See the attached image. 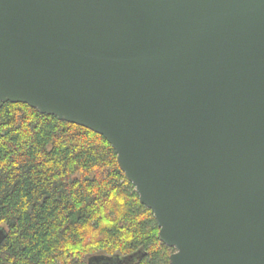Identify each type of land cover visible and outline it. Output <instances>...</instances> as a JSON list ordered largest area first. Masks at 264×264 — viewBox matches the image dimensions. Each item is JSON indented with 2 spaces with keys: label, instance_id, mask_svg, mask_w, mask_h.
<instances>
[{
  "label": "water",
  "instance_id": "obj_1",
  "mask_svg": "<svg viewBox=\"0 0 264 264\" xmlns=\"http://www.w3.org/2000/svg\"><path fill=\"white\" fill-rule=\"evenodd\" d=\"M114 147L171 264H264V0H0V109Z\"/></svg>",
  "mask_w": 264,
  "mask_h": 264
},
{
  "label": "trees",
  "instance_id": "obj_2",
  "mask_svg": "<svg viewBox=\"0 0 264 264\" xmlns=\"http://www.w3.org/2000/svg\"><path fill=\"white\" fill-rule=\"evenodd\" d=\"M159 232L103 135L25 103L2 106L0 264H91L95 255L115 264L136 254L133 264H170L175 249Z\"/></svg>",
  "mask_w": 264,
  "mask_h": 264
},
{
  "label": "flooded vegetation",
  "instance_id": "obj_3",
  "mask_svg": "<svg viewBox=\"0 0 264 264\" xmlns=\"http://www.w3.org/2000/svg\"><path fill=\"white\" fill-rule=\"evenodd\" d=\"M100 257H104V256H98V255H95V256H91L89 259H90V263L91 264H97V262L96 261H98V260H101L100 259ZM105 259V258H104ZM139 258H138V254H136V255H132V256H130V257H128V258H120V257H118L116 260H114V261H116V263L115 264H133V263H135L137 260H138ZM112 261H110V260H101V264H110Z\"/></svg>",
  "mask_w": 264,
  "mask_h": 264
},
{
  "label": "rangeland",
  "instance_id": "obj_4",
  "mask_svg": "<svg viewBox=\"0 0 264 264\" xmlns=\"http://www.w3.org/2000/svg\"><path fill=\"white\" fill-rule=\"evenodd\" d=\"M174 249H175V248H174ZM175 251H176V250H175ZM175 251H174V252H175ZM107 261H108V260H107ZM170 264H171V262H170Z\"/></svg>",
  "mask_w": 264,
  "mask_h": 264
}]
</instances>
